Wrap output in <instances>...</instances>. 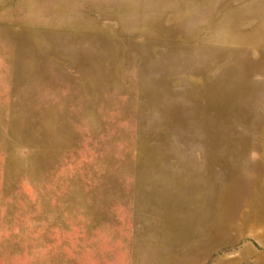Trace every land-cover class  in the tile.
Segmentation results:
<instances>
[{
    "label": "rangeland",
    "instance_id": "1",
    "mask_svg": "<svg viewBox=\"0 0 264 264\" xmlns=\"http://www.w3.org/2000/svg\"><path fill=\"white\" fill-rule=\"evenodd\" d=\"M0 264H264V0H0Z\"/></svg>",
    "mask_w": 264,
    "mask_h": 264
}]
</instances>
